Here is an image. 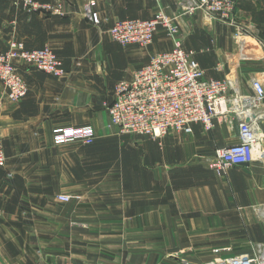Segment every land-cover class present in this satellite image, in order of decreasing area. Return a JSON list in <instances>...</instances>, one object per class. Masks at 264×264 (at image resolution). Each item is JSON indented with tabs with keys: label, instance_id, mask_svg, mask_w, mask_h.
Wrapping results in <instances>:
<instances>
[{
	"label": "crops",
	"instance_id": "crops-1",
	"mask_svg": "<svg viewBox=\"0 0 264 264\" xmlns=\"http://www.w3.org/2000/svg\"><path fill=\"white\" fill-rule=\"evenodd\" d=\"M40 1H62L64 14L0 0V49L13 35L29 49L49 45L65 68L56 77L19 62L28 85L19 102L0 82V264H207L223 246L253 254L264 243V154L226 175L209 167L217 147L239 140L234 112L216 117L211 131L119 133L108 113L116 84L173 43L159 28L148 47L122 46L108 29L163 9L207 78L252 93L253 80L264 86V0H237L239 30L186 11L185 0H95L97 24L84 13L90 0ZM81 125L94 127L93 144L54 141L55 128Z\"/></svg>",
	"mask_w": 264,
	"mask_h": 264
},
{
	"label": "built area",
	"instance_id": "built-area-1",
	"mask_svg": "<svg viewBox=\"0 0 264 264\" xmlns=\"http://www.w3.org/2000/svg\"><path fill=\"white\" fill-rule=\"evenodd\" d=\"M16 1L28 13L64 14L62 1ZM185 2L186 11L203 10L209 16L231 23L236 19L237 0ZM96 4L95 0H90L84 8L85 16L94 24L100 22ZM159 28L165 30L173 46L153 54L146 64L134 71L130 79L116 84L114 100L108 107L111 124L121 134L161 139L171 132L192 133L194 124H201L205 130L211 131L216 117H226L228 112H234L239 122V140L217 147L208 158L209 167L220 175H226L231 167L251 163L258 155H263L264 86L259 80L252 81V93H237L227 79L207 78L204 68L195 58V51L184 47L175 18L162 9L149 19H117L108 29V34L122 46L137 44L148 47ZM19 62L56 77L65 75L63 61L51 46L29 49L13 35L7 47L0 49V82L3 96L11 102H19L28 93ZM53 133L57 144L80 142L91 145L96 139L92 125L57 127ZM6 162L7 156L0 139V167H5ZM72 198L69 194L58 195L63 202ZM213 251L217 256L207 264H264V243L257 244L251 255L235 254L231 246L218 247ZM64 264L82 263L69 260Z\"/></svg>",
	"mask_w": 264,
	"mask_h": 264
},
{
	"label": "rangeland",
	"instance_id": "rangeland-1",
	"mask_svg": "<svg viewBox=\"0 0 264 264\" xmlns=\"http://www.w3.org/2000/svg\"><path fill=\"white\" fill-rule=\"evenodd\" d=\"M161 10V9H160ZM163 10V9H162ZM163 11H165V10H163ZM196 11V10H195ZM191 13L192 12H194V11H190ZM208 15V14H207ZM170 16V15H169ZM172 17V16H171ZM219 23H222V24H224V25H226V26H230V27H233V28H237V30H239V26H241V25H239L238 23V19H237V17H236V19L234 20V22H226V21H221V20H219ZM242 27V26H241ZM243 28H247V26H243ZM236 34H238V33H236ZM112 40V39H111ZM113 41V40H112ZM128 69V66H124V67H121L120 69H119V71H117L118 72V74H122V73H124L126 70ZM118 74H117V76H118ZM232 87V86H231ZM0 94H1V89H0ZM255 246H257V244L255 245Z\"/></svg>",
	"mask_w": 264,
	"mask_h": 264
}]
</instances>
